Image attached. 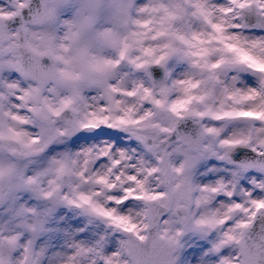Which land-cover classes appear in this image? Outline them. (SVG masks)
I'll use <instances>...</instances> for the list:
<instances>
[{"label":"clouds","instance_id":"clouds-1","mask_svg":"<svg viewBox=\"0 0 264 264\" xmlns=\"http://www.w3.org/2000/svg\"><path fill=\"white\" fill-rule=\"evenodd\" d=\"M149 3L155 11H138ZM249 25L264 28V0H31L23 27L9 24L0 37V264H101L94 254L77 256V246L87 245L71 243L69 251L37 243L46 215L61 204L102 218L91 211L99 204L131 218L145 240L113 227L120 264H187L189 256L192 264H244V244L264 246V210L250 220V213L229 211L235 200L217 201L249 170L264 183V120L222 115L264 112V72L242 59L246 53L264 62V34L245 31ZM249 93L252 99H241ZM102 125L127 133L139 151L121 156L110 145L93 144L48 154ZM225 139L247 143L228 147ZM101 157L107 162L96 167ZM209 157L233 166L217 193L204 190L216 182L199 179ZM256 189L252 199H264ZM241 203L255 211L246 198ZM219 220L225 223L214 224ZM241 221L250 226L237 227ZM185 234L209 240L210 254L182 251Z\"/></svg>","mask_w":264,"mask_h":264},{"label":"rangeland","instance_id":"rangeland-1","mask_svg":"<svg viewBox=\"0 0 264 264\" xmlns=\"http://www.w3.org/2000/svg\"><path fill=\"white\" fill-rule=\"evenodd\" d=\"M136 2L138 4H145L147 3V0H136ZM216 2L223 3L224 0H216ZM3 6L5 9H14V5L13 7H10L3 4ZM245 31H254L257 34H264L263 28L257 29L253 26L247 27ZM173 70H179V67L177 66ZM241 79L249 84L251 83V78L246 73L241 74ZM100 127L109 128L106 125ZM98 134L99 131L93 130L84 134V141L72 140V143H67L70 141H66L67 145L65 147L64 145L52 146L48 150V154L51 155L52 153L65 148L78 151L84 146H91L93 144L98 146L110 145L113 151H139L138 141L130 139L128 135L112 134L108 138H100ZM106 162L107 158L101 157L96 162V167H99ZM232 168L233 166L227 165L225 161L218 160L216 157H209L201 167L199 179L203 184L216 182L218 180H227L232 175ZM256 179L257 174L255 171L249 170L245 176L240 178L238 182L239 187L245 191H251L253 193L254 185L252 181H256ZM255 191L260 192L259 189H256ZM225 200L241 202V197L238 193L231 198L226 197L223 194L217 196V201L223 202ZM29 202L39 206V202L35 200V197H30ZM113 227L115 226L105 223L104 219L83 213L73 205L61 204L56 206L53 211L46 215V231L37 237V243L40 245H47L53 249H68L69 251L71 250V243H79L89 247H98V243H102L103 249H106L108 252H114L110 239L112 236L116 235L115 232L110 231ZM185 236L187 237V241L186 243L182 242V251L188 252L189 249H203L204 255L210 254L208 251L211 246L209 240L196 234H185ZM187 264H192L191 256H189Z\"/></svg>","mask_w":264,"mask_h":264},{"label":"snow or ice","instance_id":"snow-or-ice-1","mask_svg":"<svg viewBox=\"0 0 264 264\" xmlns=\"http://www.w3.org/2000/svg\"><path fill=\"white\" fill-rule=\"evenodd\" d=\"M6 2V0H5ZM233 3H237L238 0H232ZM241 8L245 7L246 4L241 3L239 5ZM198 8L201 10V14L203 13V8L202 6L198 5ZM31 8V0H15L14 3V10L10 9H5L3 6V2H0V37H3L5 33V29L9 24L12 23H19L21 27L24 25V12L26 10H29ZM138 11L142 13H147L151 11H155V9L151 6V4H146L144 7L140 8ZM221 11H228V9H221ZM205 19L207 20V15H205ZM137 25L141 27H145L147 25V22H141V21H134ZM212 27L216 31H221V28L219 25L213 24ZM132 35L138 36V33H132ZM129 48V45L127 43L124 44L123 50L120 52V57L124 58L127 52V49ZM146 54H150L152 52L151 49H142ZM163 59V58H161ZM242 59L246 62L250 61V66L254 68H259L260 71L264 72V62H258L254 57L249 56L248 54H243ZM108 64H114L118 62H113V61H106ZM135 63V61H133ZM159 63V61H157ZM137 67H141V65H136ZM2 83V82H0ZM8 88L13 89L18 87L16 84H8L6 85ZM112 91H116V89H112ZM128 95H135L134 92H129ZM148 93L146 90V97ZM254 96L253 93H249L248 95L242 96V100H249L252 99ZM4 97L0 96V100H3ZM155 103L159 104V101H156ZM177 103H182V102H177ZM173 110H175V105L173 106ZM223 116L227 117H249V118H256V119H262L264 120V112H257V111H234V112H225L222 114ZM221 115H216L215 119L219 120L221 119ZM14 119H19L18 117H14ZM208 132H215V129H207ZM247 143V140H228L225 139L221 141V144L223 146H228V147H235L240 144ZM120 155L124 156V152L121 150ZM220 159H223L224 157H219ZM116 163H119L118 161ZM257 165L254 164H245L243 167L245 168H250V167H256ZM152 171H156V169H152ZM235 176V174H233ZM119 179V177H117ZM129 180L136 181L135 176H129ZM101 183H104L105 181L103 178L100 180ZM138 184L140 183L139 181H136ZM253 185L255 188L259 189L261 192H264V183L257 184L255 180L252 181ZM217 187H211L208 188L206 187L204 190L205 191H211L212 193H217L218 191H221L225 189V185L222 180L216 181ZM237 185H238V180H234L233 183L231 184V189L230 191L225 190L223 191V195L226 197H233L235 194H237ZM142 186V185H141ZM109 187H112L109 185ZM128 195H131V190H129ZM239 195L243 198L247 199V202L252 205V207L255 209V211H252L251 208H245L244 205L241 202H234L232 205L229 206V211L233 210H240L245 213H250V220H254L257 213L260 212L261 210H264V199H252L253 193L251 191H245L241 190L239 192ZM150 199H155L157 197H149ZM81 199L84 200L86 203L90 202L89 197L86 196H81ZM108 200L110 202H115L116 204H121L123 203L122 200L120 199H115L114 197H108ZM69 203H72V201H69ZM31 211V210H29ZM91 211L92 213L106 219L109 221V223L117 228L122 229L125 232L128 233H135L137 235V239L140 241H144L145 237L139 235V229L138 226L134 223L131 222V218L125 215H120L118 213V210L116 208H104L99 204H93L91 206ZM199 223H208L207 221H200ZM223 224L225 223L224 220H219L215 221L214 224ZM214 226V225H213ZM249 222L248 221H241L237 227L240 228H248ZM145 228L148 226L145 225ZM31 231H35V228H31ZM233 239L232 236H228V240L231 241ZM31 244V241L29 242ZM78 251H77V256L81 255H87V254H94L97 256L101 262V264H120L119 262V257L121 255L120 251L113 252L111 255H104L103 253V244L98 243V247L95 248H90V247H82V246H77ZM27 251V248H26ZM215 251H219V246L215 248ZM242 255L244 256V264H262L264 262V246L258 245L253 243L252 245L244 244L242 246ZM92 264H96V261H93ZM222 264H230V261L228 259H224L222 261Z\"/></svg>","mask_w":264,"mask_h":264},{"label":"water","instance_id":"water-1","mask_svg":"<svg viewBox=\"0 0 264 264\" xmlns=\"http://www.w3.org/2000/svg\"><path fill=\"white\" fill-rule=\"evenodd\" d=\"M6 5H8V6H13L14 5V0H6V2H5V0H2ZM248 27H251V25H249ZM264 29V28H263ZM163 75V71L162 70H156L155 71V76L156 77H161ZM94 130H105V129H100V128H96V129H94ZM87 132H89V131H87V130H83V131H81V132H79V133H77V134H83V133H87ZM117 133H119V134H125L123 131H117ZM242 155V154H241ZM240 160V155H238L237 157H236V161L238 162Z\"/></svg>","mask_w":264,"mask_h":264},{"label":"flooded vegetation","instance_id":"flooded-vegetation-1","mask_svg":"<svg viewBox=\"0 0 264 264\" xmlns=\"http://www.w3.org/2000/svg\"><path fill=\"white\" fill-rule=\"evenodd\" d=\"M15 1V0H14ZM0 2H3L0 0ZM4 4V3H3ZM14 10V9H13ZM112 134H114L113 132H108V133H102V132H99V137L100 138H108L110 137ZM128 135V134H127ZM72 140H80V141H84L85 140V137L84 136H73L72 138H70L68 141L70 142H67V143H72ZM139 143V142H138ZM64 147L67 145L66 142L65 144H63ZM68 145H71V144H68Z\"/></svg>","mask_w":264,"mask_h":264}]
</instances>
